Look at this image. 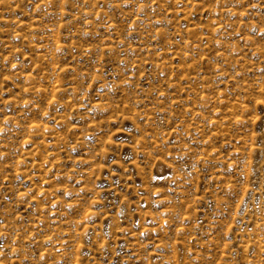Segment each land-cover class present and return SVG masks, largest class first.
Returning <instances> with one entry per match:
<instances>
[{"label": "rangeland", "instance_id": "374dc122", "mask_svg": "<svg viewBox=\"0 0 264 264\" xmlns=\"http://www.w3.org/2000/svg\"><path fill=\"white\" fill-rule=\"evenodd\" d=\"M0 264H264V0H0Z\"/></svg>", "mask_w": 264, "mask_h": 264}]
</instances>
